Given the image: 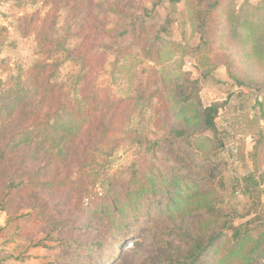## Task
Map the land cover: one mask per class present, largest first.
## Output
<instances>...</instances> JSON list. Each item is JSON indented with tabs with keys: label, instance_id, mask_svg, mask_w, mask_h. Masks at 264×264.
I'll list each match as a JSON object with an SVG mask.
<instances>
[{
	"label": "rangeland",
	"instance_id": "obj_1",
	"mask_svg": "<svg viewBox=\"0 0 264 264\" xmlns=\"http://www.w3.org/2000/svg\"><path fill=\"white\" fill-rule=\"evenodd\" d=\"M26 2L0 0V24L14 33L22 9L15 5ZM73 2L75 9L62 17L69 21L74 12L72 19L82 23L83 0ZM90 2L93 25L109 29L103 42L114 46L116 32L128 30L121 37L124 50L101 55L100 49L89 63L62 73L73 71L82 94L91 80L102 88L93 102H108L111 120L103 129L97 120L83 130L67 160L30 150L26 162H13L16 185L5 190L0 183V263L40 246L53 251L43 264H179L175 260L197 241L232 219L235 227L199 264H264V0H221L203 26L190 21L196 1L182 0L175 10H168L167 0ZM119 6V14L107 11ZM35 8L22 16L29 13L31 21ZM39 34L36 24L17 50L0 46V59L36 52ZM178 80L185 86L199 80L195 96L204 106L224 103L217 118L224 150L208 152L204 137L190 153L165 142L143 144L160 136L173 117L170 82ZM211 165L218 167L213 176ZM185 173L195 184L175 205L170 179H186ZM235 228L248 237L240 253L225 259L237 243Z\"/></svg>",
	"mask_w": 264,
	"mask_h": 264
},
{
	"label": "trees",
	"instance_id": "obj_2",
	"mask_svg": "<svg viewBox=\"0 0 264 264\" xmlns=\"http://www.w3.org/2000/svg\"><path fill=\"white\" fill-rule=\"evenodd\" d=\"M15 1L20 2L21 0ZM26 1L29 6L15 5L22 9L15 15L14 33L0 24V46L10 44L16 50L23 40L27 39L26 32L31 31L36 24L40 30L36 40V52L22 56L16 52L13 59H0V183L5 190L14 187L16 179L20 177L18 173L10 171L13 162H18L19 159V163L26 162L30 150L52 153L54 157H63L67 160L69 148L71 149L78 139H81L83 130L97 120L100 122L101 129L106 127L104 122L111 120L107 116L113 108L110 109L108 102L104 100L100 101L101 104L93 102V99L99 98L97 93L102 88L96 90L91 80L92 83L88 82L86 88L87 90L93 88L94 90H91L93 92L88 94L86 90L82 94L79 87L80 79L74 78L73 71L63 74L62 70L78 62L89 63L93 56L100 55V49L104 50L101 55L117 50L122 52L124 49L121 46V37L128 33L125 28L116 32L118 39L115 38V43H113L115 47L107 44L106 40L103 42L104 36L106 39L109 37V29L106 23L99 25V28L93 25L91 11L94 12L96 7L91 4L90 0H83L82 6L85 8L79 9L82 12L80 19L82 23H79L77 19H72L74 12L69 21L62 17L64 12L72 13L75 9V5L71 4L75 3L74 0H68L69 4L66 0L62 2L58 0L52 2L49 0ZM167 1L168 10H175L182 2V0ZM185 1L188 5L196 1L197 4H193L194 13L190 16V21L191 24L200 26L205 24V17L210 10L221 2V0ZM211 2L213 4L209 6ZM158 3H155L154 7ZM201 4L204 6L200 7ZM28 7H36L31 15L33 18L31 21L29 13L25 14L27 16H22V11L27 10ZM43 9H47L48 12H44ZM119 10H121L120 6L107 11H115V14H119ZM43 15L44 18H42ZM171 21L168 17L165 29ZM79 37H84L85 42H81ZM170 83L176 93V99L169 106L173 117L164 121V130L160 136L153 140H146L148 142L143 144L152 147L161 146L165 142V145H178L179 150L190 153L195 148L197 140L204 137L201 142L203 144L206 141L209 142L208 152L224 150V137L217 125V118L224 103L214 101L204 106L200 97L195 96L196 89H199V80H192L188 86L179 80ZM112 105L114 106L115 102ZM116 111L117 107L114 109V112ZM177 120L180 121V125ZM137 139L139 138L134 137L132 141L136 142ZM201 142H198V145L202 146ZM39 159V156H36V160ZM17 166L22 168L20 164ZM216 168H218L217 165L208 167L210 176L214 175ZM184 177L186 179L180 178L174 181L170 179V185L176 188L175 192L169 190L175 205L182 199V194L190 191L195 184L189 173H185ZM247 193L253 198L254 195L249 189ZM234 227L232 219L224 222V225L213 232L207 240L197 241L187 254L180 256L175 262L199 264L202 256L213 248L225 231ZM234 236H236L237 243L228 247L224 255L225 259L240 253L248 237L240 235L237 228H235Z\"/></svg>",
	"mask_w": 264,
	"mask_h": 264
},
{
	"label": "crops",
	"instance_id": "obj_3",
	"mask_svg": "<svg viewBox=\"0 0 264 264\" xmlns=\"http://www.w3.org/2000/svg\"><path fill=\"white\" fill-rule=\"evenodd\" d=\"M52 250L47 247H31L24 254V257L8 259L2 261L0 264H43L50 260L52 256Z\"/></svg>",
	"mask_w": 264,
	"mask_h": 264
}]
</instances>
